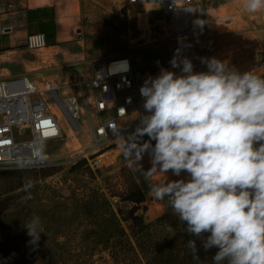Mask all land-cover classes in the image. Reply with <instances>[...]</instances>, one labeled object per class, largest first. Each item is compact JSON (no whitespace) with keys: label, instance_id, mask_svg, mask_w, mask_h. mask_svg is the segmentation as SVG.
Listing matches in <instances>:
<instances>
[{"label":"rangeland","instance_id":"1","mask_svg":"<svg viewBox=\"0 0 264 264\" xmlns=\"http://www.w3.org/2000/svg\"><path fill=\"white\" fill-rule=\"evenodd\" d=\"M57 1V10L37 14V18L45 21L33 27V33H38L35 38L28 37L0 53V76L27 73L39 86L50 80L63 85L60 91L64 97L78 93V81L88 80L94 70L111 57L129 54L134 67L148 79L158 76L162 68L179 75L180 69L170 64L179 53L178 58L187 57L193 64L201 55H206L240 72L264 77V66H257L258 55H264V12L249 13L244 0H203L197 22L199 36L163 43H149L144 38L143 31L137 27V15L142 9L127 5L125 0ZM54 14L69 24L58 27L59 37L63 39L52 45L55 31L50 30V20ZM76 26L81 29L80 33L75 31ZM41 30L45 31L39 33ZM47 101L60 118L63 134L42 146L60 158L58 163L43 168L0 170V199L15 197L12 206L0 215V264H84L82 259L89 253L86 244L92 221L86 215L88 209L82 199L93 190L119 192L121 168H128L137 179L146 195L147 209L154 202L159 203L149 195L152 184L187 178V173L182 172L177 177L169 172L157 173L146 180L143 171L138 170L139 165L129 167L119 148L120 139L111 145L109 154L100 158L109 162L107 165L90 168L85 157H75V151L87 142L84 126L70 119L63 107L57 108L51 98L47 97ZM135 125L123 137L133 133L138 127ZM143 139L148 140V137ZM140 163L144 170L149 169V155L145 154ZM28 181L32 186L26 189ZM110 200L114 206L128 205L119 202L117 197ZM159 205L158 213H144L146 221L163 212ZM33 216L40 218L43 231L38 243H31L32 237L25 228V223ZM99 221L108 223L104 219ZM123 224L129 229V224ZM56 240L64 243L62 249L55 246ZM90 252L97 262L102 255L108 258L99 250V245ZM71 255L76 257L69 260ZM59 256L67 260L56 262Z\"/></svg>","mask_w":264,"mask_h":264},{"label":"clouds","instance_id":"2","mask_svg":"<svg viewBox=\"0 0 264 264\" xmlns=\"http://www.w3.org/2000/svg\"><path fill=\"white\" fill-rule=\"evenodd\" d=\"M244 7L264 12V0H244ZM178 56L170 64L179 75L162 68L141 87L148 115L128 137H119L121 153L129 167L140 166L146 180L157 173H187L186 179L152 184L149 195L167 198L186 233L200 239L206 252L218 249L213 264H264V77L215 57L202 60L207 71L195 72L190 59ZM145 154L147 170L140 163ZM33 156L47 159L43 147ZM25 228L31 243H38L40 218L33 216ZM197 239L187 242L194 260Z\"/></svg>","mask_w":264,"mask_h":264},{"label":"built area","instance_id":"3","mask_svg":"<svg viewBox=\"0 0 264 264\" xmlns=\"http://www.w3.org/2000/svg\"><path fill=\"white\" fill-rule=\"evenodd\" d=\"M125 2L142 9L137 15V27L149 43L195 38L200 34L197 22L203 0ZM258 58L257 66H264V55L259 54ZM207 59L201 55L193 70L207 71L206 63H202ZM146 80L129 54L104 61L88 80L78 81V93L64 97L60 91L63 85L50 80L39 86L25 73L0 76V170L43 168L58 163L60 157L44 149L46 160L33 156L44 142L55 141L63 134L60 118L52 111L47 97L57 108L63 107L70 119L84 126L87 142L75 151V157H85L92 169L107 165L109 162L100 158L109 154L120 136L132 131L135 124L138 126L140 117L148 115L140 93Z\"/></svg>","mask_w":264,"mask_h":264},{"label":"trees","instance_id":"4","mask_svg":"<svg viewBox=\"0 0 264 264\" xmlns=\"http://www.w3.org/2000/svg\"><path fill=\"white\" fill-rule=\"evenodd\" d=\"M50 30L54 33L53 20L50 22ZM152 143L154 145L155 141ZM119 178L121 190L117 193L107 188V192L93 190L90 195L84 194L82 203L86 205V215L92 221L89 241L86 244L89 253L82 259L84 264H213L212 257L218 249L212 248L206 252L200 239L187 234L186 225L174 215L167 198L158 200L163 212L146 221V195L137 179L128 168L120 169ZM113 197L128 205L114 206L110 200ZM14 201L13 196L1 198L0 215L9 209ZM101 219L107 220L108 223L100 222ZM123 223L129 224V229ZM204 235L206 238L208 234ZM189 239H197L199 260L193 259L187 247ZM54 244L58 249L64 246L63 242L57 240ZM98 245L99 250L105 252L108 258L102 255L97 262L90 251ZM74 256L71 255L68 259L72 260ZM55 259L56 262L67 260L61 256Z\"/></svg>","mask_w":264,"mask_h":264},{"label":"crops","instance_id":"5","mask_svg":"<svg viewBox=\"0 0 264 264\" xmlns=\"http://www.w3.org/2000/svg\"><path fill=\"white\" fill-rule=\"evenodd\" d=\"M57 3H59L57 0H0V53H3L7 47L17 46L28 37L30 39L35 38V34L38 33H33V27L39 21H41L40 24L45 21L44 18H37V14L41 11L49 13V9L53 8L57 10ZM52 20L55 33L51 38L50 44L55 45L56 42L58 43L63 39L59 37L58 27L68 25L69 22H62L56 14H54ZM74 29L77 33L81 32V29L77 26ZM42 32L40 31L39 33ZM154 203L147 209V211L153 214L158 213L161 209L159 203Z\"/></svg>","mask_w":264,"mask_h":264},{"label":"bare ground","instance_id":"6","mask_svg":"<svg viewBox=\"0 0 264 264\" xmlns=\"http://www.w3.org/2000/svg\"><path fill=\"white\" fill-rule=\"evenodd\" d=\"M128 5V4H127ZM132 6V5H131ZM113 69V68H112ZM59 111H61V110H59ZM64 115V114H63Z\"/></svg>","mask_w":264,"mask_h":264}]
</instances>
